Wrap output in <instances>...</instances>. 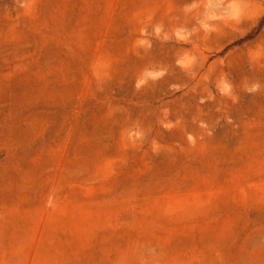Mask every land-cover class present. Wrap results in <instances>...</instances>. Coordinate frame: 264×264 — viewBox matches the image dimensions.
<instances>
[{"label":"rangeland","instance_id":"1","mask_svg":"<svg viewBox=\"0 0 264 264\" xmlns=\"http://www.w3.org/2000/svg\"><path fill=\"white\" fill-rule=\"evenodd\" d=\"M0 264H264V0H0Z\"/></svg>","mask_w":264,"mask_h":264}]
</instances>
